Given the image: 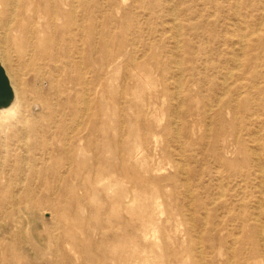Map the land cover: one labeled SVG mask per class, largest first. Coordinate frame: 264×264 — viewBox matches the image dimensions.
<instances>
[{"label": "rangeland", "instance_id": "374dc122", "mask_svg": "<svg viewBox=\"0 0 264 264\" xmlns=\"http://www.w3.org/2000/svg\"><path fill=\"white\" fill-rule=\"evenodd\" d=\"M69 11L87 115L10 63ZM0 55V264H264V0H0Z\"/></svg>", "mask_w": 264, "mask_h": 264}, {"label": "bare ground", "instance_id": "6f19581e", "mask_svg": "<svg viewBox=\"0 0 264 264\" xmlns=\"http://www.w3.org/2000/svg\"><path fill=\"white\" fill-rule=\"evenodd\" d=\"M62 17L64 18V23L60 27H56L53 20L50 22L51 30L54 31L50 36H45L44 34L40 38L37 35V32L34 30L30 31V48L27 64H25L22 60H18V62H16L17 60L12 59V54L9 56L10 63L13 71L18 75L20 73L19 70H21V66L26 65L36 82L42 86L47 84L49 90H51V94L53 95L64 83H71L72 85H75L74 87L76 93L78 94V99L84 106V111L87 115L91 105V100H89V98H95L96 78L94 75V68H90L89 65L87 66L84 59L88 54L94 55L96 49L94 43H91V46L88 49L83 47L78 50V47L83 44V39L87 40L89 37L90 42L94 40L95 19H91L93 22L92 28L85 31L82 27L72 26L70 22L73 16L70 11L64 13ZM61 52H64V55H61ZM76 53L79 55V60L76 59ZM13 90L15 92L14 88ZM56 98L57 101H61L66 97L62 93L61 95H57ZM16 103L17 95L15 92V100L13 104L8 109L1 110L0 115L11 111L15 107ZM28 144L29 138L28 140L22 139L18 141L17 147L26 148Z\"/></svg>", "mask_w": 264, "mask_h": 264}, {"label": "water", "instance_id": "95a60500", "mask_svg": "<svg viewBox=\"0 0 264 264\" xmlns=\"http://www.w3.org/2000/svg\"><path fill=\"white\" fill-rule=\"evenodd\" d=\"M15 100V92L10 79L0 61V111L8 109Z\"/></svg>", "mask_w": 264, "mask_h": 264}]
</instances>
